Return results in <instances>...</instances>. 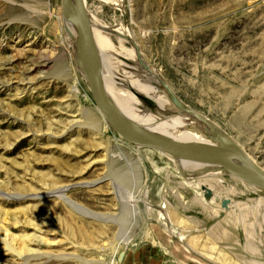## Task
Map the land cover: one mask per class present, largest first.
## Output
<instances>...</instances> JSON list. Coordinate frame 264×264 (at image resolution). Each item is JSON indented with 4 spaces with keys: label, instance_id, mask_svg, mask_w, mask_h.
I'll use <instances>...</instances> for the list:
<instances>
[{
    "label": "rangeland",
    "instance_id": "rangeland-1",
    "mask_svg": "<svg viewBox=\"0 0 264 264\" xmlns=\"http://www.w3.org/2000/svg\"><path fill=\"white\" fill-rule=\"evenodd\" d=\"M85 1L109 44L131 49L135 71L166 83L264 170V0ZM47 11L59 21L60 0H0V264H264V191L228 173L212 189L203 178L188 186L181 159L124 141L57 28L43 31ZM119 20L126 39L110 30ZM81 113L94 128L70 127ZM160 204L173 212L168 229ZM188 228L199 234L180 238Z\"/></svg>",
    "mask_w": 264,
    "mask_h": 264
},
{
    "label": "bare ground",
    "instance_id": "bare-ground-1",
    "mask_svg": "<svg viewBox=\"0 0 264 264\" xmlns=\"http://www.w3.org/2000/svg\"><path fill=\"white\" fill-rule=\"evenodd\" d=\"M106 1L105 2L108 3L113 9H118L119 7L123 5L121 2L122 0H106ZM60 6H61V0H60ZM69 6L71 10L74 11L75 10V0H69ZM83 6L85 9L87 21L89 24L90 35L92 37L93 45L95 48V67H96V73L98 76L99 83L103 91L105 92L107 99L111 103L113 109L116 111L122 124L126 128L131 129L133 131H139V132L141 131L143 133H147L148 135L163 138V139L198 144V145L217 146V145H221L225 141H231V142L236 143L234 139H232L230 135L226 133L224 130L220 129L214 123V121L204 118L199 113L190 109L187 105H185L180 100L179 101L185 106V109L177 106L175 102H177L178 99L170 91L169 87L165 88L161 83V88H160L159 85L157 86L154 83L153 78H151L152 76L147 75V74H140L138 71H135L133 67L134 61L130 60V57L132 56L131 49L123 48L122 46L115 48L114 46L110 45L108 42L109 39H108L107 34L103 32V30L106 29V26L101 24L97 20L95 14H92L89 11L87 2L85 0H83ZM61 13H62L61 16L58 17L59 21L57 20L59 22V26L56 27V24H58V22L52 21V19L55 18L57 14L47 11L48 21L45 22L46 24H44L42 29L45 32H49L53 34V31H54L53 29L57 28L55 35H60L61 43L70 49L71 54L73 55L74 60L76 62V65L80 66L81 68V70L78 68L80 76L84 79V81H86L88 89L91 94V90H90V87H89V84L86 78V74H85L79 53H78V29H77L75 17L73 13H64L62 10V6H61ZM118 18L119 17H117V19ZM121 22L122 21L119 20L117 22L116 27L110 30L114 32L115 34H117L118 38L120 37V39L121 38L126 39L128 37L123 35L121 31L125 29L123 27L124 25ZM131 43L133 45L135 55H136V49H135L136 44L134 43L135 44L134 45L133 41ZM260 46H264V38L261 39ZM109 49L115 51L114 57L108 54L107 50ZM118 57H120L121 59H118ZM136 59H137V56H136ZM148 70H149V67H148ZM76 89H77L76 87H73V91H76ZM236 95H239V94H238V91L234 89L232 91H228L223 96V98L227 99V101L229 102L230 98ZM91 97H92V94H91ZM138 98L140 100H138ZM141 100L145 101L146 103L150 105H154V107L156 108L155 113L157 115H154L149 110H147L145 104H143ZM252 103H253L252 101L250 102L246 101V103H244L243 106L241 107L239 114L235 116V119L238 121L241 127H247V123L244 120L247 118L248 116L247 114L250 113L251 111L250 107L252 106ZM260 112H261L260 109L253 110L251 114L254 119H257ZM80 117H82V121L74 123V126L72 124L70 127L72 128H81V127L85 128L86 127L87 129H91L92 127L93 128L95 127L94 125L95 123L93 122V118L91 116L85 113H81ZM200 118L205 120L206 123H203L200 120ZM254 125L257 126V123H255ZM118 135L124 141L130 144H133L136 147H145V146H137L136 144L125 140L120 134ZM148 148H151V147H148ZM159 152L161 154H164V155H167L173 158H177L167 153H164L162 151H159ZM229 157L233 159V161L239 162L238 159L235 158L234 156H229ZM178 159H181L179 167L181 168L182 172L186 171V172L191 173L190 175L183 178V179H186L185 180L186 185L188 186L199 185L198 181L197 182L189 181V179L191 178L205 179L206 181L209 182V184L207 183L209 189H212L211 183H214V182L217 183L218 185H224V183L217 178V175H222L228 172L225 171L221 166L193 162V161L185 160L182 158H178ZM231 176L236 177L244 181L245 183H248L252 185L253 187H256L262 190L261 188L256 186L254 183L248 182L234 175H231ZM222 199H225V198L221 193L216 194L210 199L208 198L210 202L220 201ZM136 201H138V199L131 198V202H129V204L133 206L135 205ZM223 202L225 201L223 200ZM68 203L72 206H76L75 208L78 207L75 203L71 201H69ZM168 205L160 204L159 209H158V221H161V223H163V225L167 227V229L169 227V224L174 222L173 220L174 218L172 217L173 212L171 213L170 209L168 208L169 207ZM82 211L86 213L85 210H82ZM198 234H199L198 229L188 228V229H184L181 232H179V237L180 238H185L187 236L195 237ZM248 263L249 264H263L260 261H251Z\"/></svg>",
    "mask_w": 264,
    "mask_h": 264
},
{
    "label": "water",
    "instance_id": "water-1",
    "mask_svg": "<svg viewBox=\"0 0 264 264\" xmlns=\"http://www.w3.org/2000/svg\"><path fill=\"white\" fill-rule=\"evenodd\" d=\"M61 6L64 13H73L75 17L78 29V53L86 74L93 101L104 120L114 132L120 134L125 140L137 146L151 147L171 156L193 162L221 166L229 174L254 183L264 190V171L256 166L246 153L234 142L225 141L217 146L198 145L163 139L148 135L141 131H133L126 128L122 124L99 83L95 67V48L90 35L83 0H75L74 11H72L69 6V0H61ZM135 49L137 60L144 69H148V65L141 58L139 49L136 45ZM161 83L165 88H168L166 83L162 81ZM175 103L180 108L185 109V106L179 100ZM200 120L206 123L202 118H200ZM229 156H234L239 162L233 161Z\"/></svg>",
    "mask_w": 264,
    "mask_h": 264
}]
</instances>
